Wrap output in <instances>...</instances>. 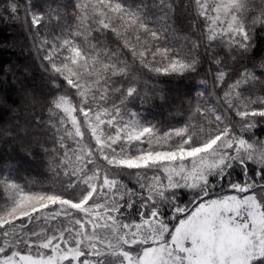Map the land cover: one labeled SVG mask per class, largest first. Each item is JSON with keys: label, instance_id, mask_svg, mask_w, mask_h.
I'll return each mask as SVG.
<instances>
[{"label": "snow or ice", "instance_id": "1", "mask_svg": "<svg viewBox=\"0 0 264 264\" xmlns=\"http://www.w3.org/2000/svg\"><path fill=\"white\" fill-rule=\"evenodd\" d=\"M3 12L21 19L18 0ZM22 22L46 76L36 126L53 178L0 159V264H264V0H29ZM205 62L179 126L128 108L166 99L140 90L146 77Z\"/></svg>", "mask_w": 264, "mask_h": 264}, {"label": "trees", "instance_id": "2", "mask_svg": "<svg viewBox=\"0 0 264 264\" xmlns=\"http://www.w3.org/2000/svg\"><path fill=\"white\" fill-rule=\"evenodd\" d=\"M18 2L21 5V19H11L7 12H3V19H0V159L14 162L19 169L17 178L47 184L53 178L49 166L51 157L42 151L41 145L51 146L48 139L50 130L43 126L37 127L36 121L47 119L45 110L49 92L46 76L39 67V60L31 48L29 32L22 22L29 0ZM49 2L31 0L38 10L44 9ZM61 2L71 4L72 0ZM6 3L7 0H0V4ZM189 20L187 16L180 17L177 27L190 33ZM256 55L264 57V33L257 37ZM207 67L208 63L205 62L199 75L185 79L146 77L151 83L148 88L143 84L138 85L142 92L149 91L151 85L155 84L165 93L170 92L171 96L166 100L153 99L150 102L133 97L127 101L128 108L163 127L179 126L188 119L189 104L194 100L197 90L204 89L199 80ZM208 87H211L210 79ZM7 132L11 136H5ZM255 132L260 139H264V128H257ZM240 171L237 167L233 177H239ZM181 199L186 201L188 197L182 194Z\"/></svg>", "mask_w": 264, "mask_h": 264}, {"label": "rangeland", "instance_id": "3", "mask_svg": "<svg viewBox=\"0 0 264 264\" xmlns=\"http://www.w3.org/2000/svg\"><path fill=\"white\" fill-rule=\"evenodd\" d=\"M25 33H26V31H25ZM169 93H170V92L165 93V95H166V99H168V97L171 96V94H169ZM166 99H165V100H166ZM25 153H26V155H27V151H26Z\"/></svg>", "mask_w": 264, "mask_h": 264}]
</instances>
